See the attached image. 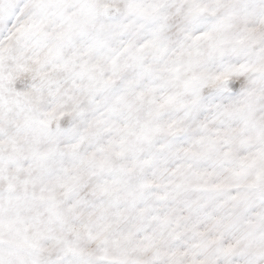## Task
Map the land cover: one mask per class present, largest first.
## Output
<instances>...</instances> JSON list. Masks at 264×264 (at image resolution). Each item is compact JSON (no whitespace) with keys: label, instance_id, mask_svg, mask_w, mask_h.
<instances>
[{"label":"snow or ice","instance_id":"obj_1","mask_svg":"<svg viewBox=\"0 0 264 264\" xmlns=\"http://www.w3.org/2000/svg\"><path fill=\"white\" fill-rule=\"evenodd\" d=\"M0 264H264V0H0Z\"/></svg>","mask_w":264,"mask_h":264}]
</instances>
